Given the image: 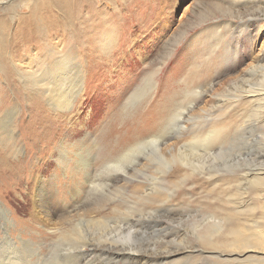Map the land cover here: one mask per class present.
I'll list each match as a JSON object with an SVG mask.
<instances>
[{
    "label": "rangeland",
    "instance_id": "obj_1",
    "mask_svg": "<svg viewBox=\"0 0 264 264\" xmlns=\"http://www.w3.org/2000/svg\"><path fill=\"white\" fill-rule=\"evenodd\" d=\"M11 1L0 4V22L15 28L11 19L23 3L38 0ZM113 11L121 12V21L111 33L109 23L119 19ZM79 15L73 23L85 30L96 25L95 39L86 45L94 52H82L78 38L65 39L69 32L47 38L54 51L64 44L63 53L84 65L82 96L71 115L41 118L28 108L38 101L51 113L42 93L51 77L40 83L28 76L33 68L27 66L45 38L33 40L16 62V87L13 71L3 74L9 64L0 65V119L16 111L20 123L19 130H0V201L11 216L18 223L28 218L26 173L44 164L38 172L51 183L52 209L99 201L91 206L90 225H82L89 236L98 237L94 223L104 215L145 213L157 225L116 231L107 239L149 258L157 255L163 259L158 264H264V0H119ZM105 34L116 59L100 54L107 51L100 42ZM104 140L105 152L117 157L146 144L133 149L126 175H110L111 189L82 191L75 205L71 194L86 185L58 174V157L48 152L64 142L75 168L73 153L98 160ZM65 225L57 222L37 234L32 226L18 228L47 253L52 241L72 233Z\"/></svg>",
    "mask_w": 264,
    "mask_h": 264
},
{
    "label": "bare ground",
    "instance_id": "obj_2",
    "mask_svg": "<svg viewBox=\"0 0 264 264\" xmlns=\"http://www.w3.org/2000/svg\"><path fill=\"white\" fill-rule=\"evenodd\" d=\"M10 1L11 0H0V4H9ZM92 1L96 5H93ZM118 1L119 0H38L37 2H31L32 4L23 3L25 5H23L21 9V14L11 19L13 20V24H17L15 28L14 25L0 22V65L4 67L7 63L9 64L11 69L10 72L7 69L3 74L13 71V74L11 73V83L15 87L21 78L20 75H18L19 69L21 71V68H18L16 62L19 61L23 51L29 49V45L33 40L45 38L40 50L38 49L39 51L36 53V57L32 59L27 66L28 68H33L31 71L32 75L28 76L31 78L36 77L39 79L40 83L45 82L47 77H51L49 78L51 81L48 80L47 83L45 82V84L42 85V93L44 96L47 95L49 101L48 108L51 110V113L47 112L44 104L38 101H32L28 104V108L35 112V117H52L55 113L59 114L60 117H67L74 112L76 101L82 96L80 81L84 75V65L81 62V58L76 60L74 54L68 52L63 53L64 44L61 50L54 51L53 45L50 44V41H47V38L54 40L59 35L64 34V32H69L67 34L68 36H64L65 39L70 36L74 39L78 38L82 42V52L86 53L88 50L91 51L90 53L94 52L93 49L87 48L86 45L88 42L92 43L95 39L94 36H96V34L92 35V32L96 25L85 30L82 25L73 23V20L80 18L79 13L85 10V8H91L92 10L95 8L98 9L102 4L114 6ZM120 11H113L111 14L117 15L119 18L116 21V25H113L114 22H111V24L109 23L108 29H110L111 33L114 32V26L117 27V25H120ZM88 13L90 14V11H88ZM103 13L105 16L109 15L106 11ZM89 14H86V16ZM109 20L110 17L106 21ZM61 42H63V40H59L57 45ZM100 42H102L101 47L103 50H112L108 53L107 51H102L104 54H100L103 56L112 54V58H115L117 52L115 49L113 50V41L110 39V36L105 34L103 38L100 39ZM44 50L56 55L57 59L54 61L53 56L45 55L43 53ZM44 58H50V60L45 62L42 60ZM57 75H61L59 80L56 78ZM13 94L14 93L10 95ZM13 97H15V94ZM16 114V111L4 113L3 117L0 119V130H19L20 123L17 124L16 122ZM106 143L107 142L104 140L100 150V159L95 161L93 158H88V156H90L89 153H73L75 154V159L72 165L75 164V168H72L69 164V162H72V159L67 155V151L64 152V148L66 147L64 144V147L61 144L56 151H47V156L57 155L58 157V160H56L59 165L56 168L58 174L60 173L62 176H65L68 181L81 180L83 184L86 185L84 186L81 184V186L76 187L74 195L71 194V203L75 205L79 203L80 200L76 197L87 189H89V191H86L88 194L104 188L107 190L111 189L115 181L110 175H116V179L121 178V174L119 175L118 173L126 175V171L124 170L126 166L124 167V163L132 158L131 156H133L132 154L134 153L133 149L146 144V142H141L125 150L120 155L117 154L119 155L117 157L116 154L105 152L106 149L109 148V145ZM115 156L116 158H114ZM28 163L30 162L21 164L19 167L20 170L17 168L18 174L21 171L25 172L24 168ZM43 165L44 164L37 167H35L36 165L34 167L32 166L29 172L26 173V188L30 189L32 192L30 193L31 212L25 221H19V224L15 218L11 216V211L0 201V264H120L121 262H123L121 264H158L163 261V259L157 257V255H153L149 258L143 256V253L142 255L140 252L137 253L133 249H121L113 241L107 239L108 235L116 231L121 230L129 232V229L132 230L135 227L145 230L148 229L146 228L147 225L151 226L152 223L157 225L158 222L151 221L153 217H147L144 215L145 213L140 214L137 218L129 217V215L126 214L123 218L104 215L102 221L94 223L98 224V228L101 230H99L100 233L98 237H94L92 235L89 236V233L86 229L82 228V225H90V219L94 216V213H91V206H99V201L95 202L90 198V200L85 199L84 202L81 201L82 203L76 205L74 209H70V207L64 206V204H60L58 209H52L50 201L52 191L47 190V185L51 183H47L38 172ZM73 170H75V172ZM53 179L58 181L57 176H54ZM59 192L60 199H62V191L60 190ZM102 207L105 208V206ZM57 222L62 224L65 223L66 228H69L72 233L67 237H65L67 235L65 233L66 235L64 237L52 241L48 247L49 250L47 253H45V249L40 248V244L35 241L34 238L24 237L23 233L19 231L18 228V226L20 227L21 225L27 227L32 226L34 229L33 232L37 234L41 233L44 229L49 231L48 227ZM49 238L52 239L53 237Z\"/></svg>",
    "mask_w": 264,
    "mask_h": 264
}]
</instances>
